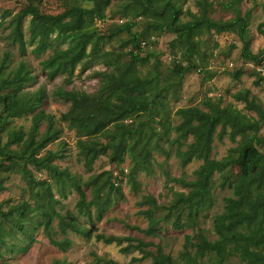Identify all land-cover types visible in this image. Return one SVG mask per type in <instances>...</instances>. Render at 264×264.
<instances>
[{"label":"rangeland","instance_id":"obj_1","mask_svg":"<svg viewBox=\"0 0 264 264\" xmlns=\"http://www.w3.org/2000/svg\"><path fill=\"white\" fill-rule=\"evenodd\" d=\"M139 2L143 4L144 0ZM172 2L177 10L181 11L180 18L184 22L191 20V14L213 21L229 22L235 19L236 12L240 11L249 30L248 40L252 53L259 54L264 51V35L261 33L264 31V0H172ZM29 4H35L43 13L53 15L63 13L74 6H92V3L75 0H0V58H4V74L13 76L14 72L24 65L33 79L23 86L22 92L31 94L42 88L47 94L38 111L12 119L8 129L18 130L24 127L28 132L32 124L38 121L39 113L53 117L58 134L46 150L53 151L58 156L53 160V164L66 170L73 181L81 184L92 182V187L85 188L89 201L93 199V188L102 185L113 171L125 172L128 169L127 184L121 188L120 193L116 190L113 194L106 193L102 196V199L109 197L108 211L101 221L94 219V222H91L78 212L79 195L72 181L63 179L56 182L47 172H39L34 166L29 165L37 182L45 180L50 182L52 193L57 200L54 203L56 211L66 221L74 220L81 228L92 230V234L85 237L68 228L63 232L60 229L59 219L55 218L53 238L57 241L68 239L72 242L67 251H62L50 243L41 227L40 213H35L34 227H31L35 230L33 235L35 241L31 242L28 250H24L23 248L30 242L28 240L23 242V236L13 229L12 225L19 222V219L13 216L9 218V222H6L0 215V223L3 224L8 243L7 247L0 245L2 254L0 264H54L57 260L66 264H155L152 256L146 255L147 257L142 259L143 254L148 252L153 253L160 261L171 259L175 264H218L213 256L194 261L197 252L195 246L203 236L210 241L218 238L214 230V221L216 216L223 213L224 198L233 195L228 182L239 173V169L234 167L222 175L215 173L212 179L211 202L206 208L191 213L189 208L181 205L171 213L169 207L178 195L188 194L190 191L189 188L173 182L172 179L183 178L187 182H192L196 179L195 172L202 165V161L194 160L187 167L182 168L176 156L177 146L172 145L171 142L177 135L174 131L175 126L182 122L176 112L180 108L191 106L207 110L204 103L211 99L221 101L222 106H234L250 118L258 120L257 113L246 109V105L237 101L234 95L249 90L251 98L254 97L256 104L264 109V53L260 55L261 62L248 61L243 57V44L237 34L233 32L216 34L211 31L199 38L201 42L199 53L194 57L196 68L184 77H179L174 73L176 62L180 61L185 66L187 63L182 58L178 45L173 48L175 35L166 28L160 30L156 26L161 22H169V17L164 19L149 14L136 16L135 13L140 10V6L130 0H111L105 19L97 20L96 27L100 33L108 36L120 24L118 20L124 18V22H127L131 19L134 23L132 34L124 32L103 43L102 51L85 60L77 68L72 79H68L67 75L49 79L42 68V62L65 46L51 48L41 56L34 55L33 46L28 43L29 20H26L24 25L26 50L22 51L19 44L11 39L12 16ZM161 6L164 7L163 4ZM135 33L140 35V40H135ZM142 39L148 40L149 46L138 49L137 44ZM107 51L114 53L113 60L117 55H122L120 62L117 63L123 69L130 64L132 52H139L142 58H149L147 63L137 64L140 75L151 81L150 93L158 96L154 105L155 110L152 112L155 120L150 126H144V135L149 134L151 129L163 135L165 133L163 123H167L170 133L169 137L163 135L152 142L150 146L152 170L149 173L135 166L127 147L131 143L129 140H126L118 150L121 162L112 161V149H108L104 155L83 156L80 153L78 140L86 138L68 122L61 120V116L69 111L71 103L56 97L55 93L58 90H74L90 96L100 95L106 77L117 72L114 66H107L105 63L103 52ZM238 72H242L240 78L236 77ZM3 92H10L9 83L5 84ZM146 119L144 115L140 118L141 121ZM46 124V120L40 124L41 135L46 133ZM258 136L262 142L257 147L264 154V121L260 125ZM145 139L143 137L142 142ZM117 140L112 136L98 138L103 144ZM2 141L3 143L7 141L6 135H3ZM239 141L240 137L233 141L228 135L222 140L215 138L211 158L218 161L226 158L231 150L238 146ZM192 142L193 139L189 138L186 144ZM155 145L164 148L170 155L167 156L164 152L156 150ZM185 149L186 146L183 147V150ZM45 151H42L41 156ZM6 164L9 165L10 161H6ZM131 175L135 177V182L130 183ZM2 176L6 188L0 193V208L3 211L7 212L11 206L24 200H28L32 205L39 200H48V192L44 188L38 187L34 193L31 192L21 173L8 170ZM99 176L100 179L96 184L94 178ZM32 196L34 199H31ZM91 210L95 214V206H92ZM147 210H153L155 218L160 220L154 236H148L143 232L149 228V220L143 214ZM177 219L183 222V229L174 228ZM98 234L126 237L130 240L124 241L121 246L116 243L108 245L96 239ZM135 239L151 243L152 246L145 248L144 253L138 251L135 249L137 244ZM158 248H161L160 254L157 253ZM229 263L241 264L237 257L231 258Z\"/></svg>","mask_w":264,"mask_h":264},{"label":"trees","instance_id":"obj_2","mask_svg":"<svg viewBox=\"0 0 264 264\" xmlns=\"http://www.w3.org/2000/svg\"><path fill=\"white\" fill-rule=\"evenodd\" d=\"M75 1L92 3V6H74L63 13L53 15L43 13L35 4H29L11 18L10 25L13 28L11 39L19 44L22 51H25L27 47L24 34L26 20H29L30 40L28 43L33 46L34 55L41 56L51 48L65 46L63 49L56 50L42 62V68L49 79L60 75H67L68 79H72L77 68L85 60L102 51L103 43L121 33L132 34L133 32V21L130 19L124 22L122 18L118 20L120 24L108 36L100 33L96 27V21L105 19V13L111 5V0ZM130 1L140 6V10L135 13L136 16H148L149 14L164 19L169 17V22H161L156 26L160 30L166 28L175 35L173 48H176V44L178 45L181 56L187 63L185 66L180 61L176 62L174 73L179 77H184L196 68L194 57L199 53L201 44L199 38L211 31L216 34L224 32L237 34L243 44V57L251 62H261L260 55L264 51L259 54L252 53L248 40L249 30L240 11H237L235 19L229 22L213 21L193 14H191V20L184 22L180 18L181 11L177 10L172 0H144L143 4L139 0ZM9 15L11 16L10 13ZM261 33L264 35V31ZM134 38L138 41L140 35L135 33ZM142 42H146V46H149V41L142 39L137 44L138 49L144 48ZM103 56L106 58V65L114 66L117 72L106 77V83L100 95L90 96L74 90H58L55 96L71 103L69 111L61 116V120L68 122L71 127L79 131L81 136L86 138L78 140L80 153L83 156L104 155L108 149H112V161L121 162L118 150L126 140H129L131 143L127 147L135 166L149 173L152 170L150 149L152 142L163 135L170 136L167 123L162 124L165 131L163 135L154 129L144 135V126H150L155 120L152 112L155 110L154 105L158 96L150 93L151 81L140 75L137 64L147 63L149 58H142L139 52H132L130 64L123 69L117 63L122 58L121 54L117 55L115 60H113L115 57L113 52H103ZM241 75L242 72H238L236 77L240 78ZM32 79L33 77L26 71L24 65H21L13 76H6L4 58H0V193L6 190L3 173L13 170L21 173L31 192L34 193L38 187L44 188L48 192V200L36 201L35 205L24 200L11 206L7 212L0 208V215L6 222H9V218L13 216L19 219V222L12 223L13 229L23 236L22 241L30 242L27 247L23 248L28 250L31 242L35 241L33 236L35 230L31 229L34 227L33 215L40 213L41 227L50 243L62 251H67L72 245L70 240L57 241L53 238L52 229L55 218L59 219L60 229L63 232H66L68 228L76 234L89 237L92 230L81 228L74 220L66 221L56 211L54 203L57 200L52 193L50 182L46 180L37 182L29 165L34 166L39 172H47L56 182L63 179L72 181L79 195L78 212L91 222H94V219L101 221L104 218L109 208V197L102 199V196L106 193L113 194L116 190L118 193L121 192V188L127 184L128 169L125 172L113 171L102 185L93 188V199L89 201L85 188L92 187V182L81 184L73 181L66 170L53 164V160L58 156L53 151L46 150L58 134L53 117L39 113L38 121L32 124L28 132L24 127L9 130L8 125L12 119L38 111L47 98L46 91L42 88L31 94L22 92L23 86ZM6 83H9L10 87L8 93L3 92ZM234 98L243 102L246 109L255 111L259 117L258 120L250 118L234 106H222L221 101L211 99L204 103L207 110L198 106L177 110L176 115L182 119V122L175 126L174 131L177 135L171 142L172 145L177 146L176 156L182 168L187 167L194 160L202 161V165L195 172L196 179L192 182H187L183 178L172 179L173 182L189 188L190 191L188 194L178 195L169 210L173 213L183 205L189 208L191 213H197L206 208L211 202L212 179L215 173L222 175L238 167L239 173L228 182L233 195L224 198L223 213L216 216L214 221V230L218 238L210 241L203 236L195 246L197 252L193 259L196 261L199 258L213 256L218 264H230V259L237 257L241 264H264V154L257 147L262 142L258 136V130L264 121V109L256 104L254 97L251 98L249 90L236 93ZM142 115L147 119L141 121ZM43 120L47 122L46 133L41 135L39 129ZM111 128L114 130L112 131ZM3 135L7 137L5 143L2 141ZM226 135L233 141L240 137L238 146L232 149L226 158L220 161L212 159L211 153L215 138L222 140ZM109 136L118 139L117 142L111 141L103 144L98 141L99 137ZM143 137L146 139L142 142ZM189 138H192L193 142L186 144ZM13 146L18 148L13 149ZM185 146L186 149L183 150ZM155 149L164 152L167 156L170 155L158 145H155ZM42 151H45V154L41 156ZM6 161H10V164L7 165ZM115 172L119 173L118 177L115 176ZM123 178L126 179L125 185H122ZM130 178V183L135 182L133 175ZM99 179L100 176L94 178V182L97 184ZM119 180L121 184L116 186L115 183ZM31 199H34V196ZM92 206H95V214L91 210ZM154 213L153 210L143 212L149 220V228L143 231L148 236H154L160 225V220L155 218ZM174 228L183 229V222L177 219L174 222ZM134 229L139 230V228ZM96 239L108 245L116 243L120 246L124 241L130 240L126 237L105 234H98ZM135 241H137L135 249L143 253L145 248L152 246L151 243L138 239ZM0 245L8 246L2 223H0ZM157 253H161V248L157 249ZM146 255L154 257L155 264H175L171 259L160 261L151 252L143 254L142 259H145ZM54 264L66 263L57 260Z\"/></svg>","mask_w":264,"mask_h":264},{"label":"built area","instance_id":"obj_3","mask_svg":"<svg viewBox=\"0 0 264 264\" xmlns=\"http://www.w3.org/2000/svg\"><path fill=\"white\" fill-rule=\"evenodd\" d=\"M146 45H147L146 42H142V47H145ZM115 176L118 177L119 173L115 172ZM125 183H126V179L123 178V184L122 185H125ZM120 184H121L120 180L116 181V183H115L116 186H119Z\"/></svg>","mask_w":264,"mask_h":264}]
</instances>
